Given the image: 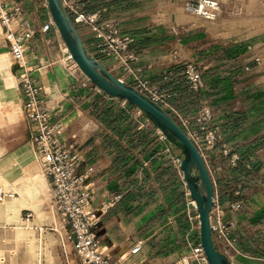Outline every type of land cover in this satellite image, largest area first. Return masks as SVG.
<instances>
[{
	"label": "crops",
	"instance_id": "1",
	"mask_svg": "<svg viewBox=\"0 0 264 264\" xmlns=\"http://www.w3.org/2000/svg\"><path fill=\"white\" fill-rule=\"evenodd\" d=\"M80 1L86 2L87 12L100 10L102 17L114 23L118 29L126 28L124 34L131 36V49L137 56L134 66L141 68V77L158 83L165 90L176 92L169 98L176 113L192 120L201 103L206 101L213 113L208 126L217 127L222 142L241 161L249 164L246 168L238 163L233 170L224 167L223 173L217 174L218 184L228 196L236 184L241 185L238 199L242 203L241 214L236 219L235 234L238 241L232 249L219 251L229 256L235 253L231 258L233 264L264 261V76L250 67L253 65L250 61L252 56L245 58L237 72V67L231 69L228 66L233 58L230 54L239 48L232 49L227 55L232 57L228 59L214 57L220 47H226V50L231 46L222 45L221 42L217 47L203 44L206 31L203 35L186 36V43H181L177 36L181 31H175V18L179 17L176 14L180 11L177 13L176 3L168 0H158L160 2L156 4L154 12L152 1L156 0H125V4L120 7L119 0ZM165 2L169 3L168 7ZM119 8L126 10L119 12ZM162 10L168 19L162 18ZM152 13L154 19L148 21L149 18L145 16ZM256 13L247 14L246 18L261 19ZM159 16L164 21L161 25L155 23ZM228 19L233 17L225 18V22L216 26L215 31H227L228 22L234 23L233 27L239 31L237 23ZM189 22L182 21L183 25ZM161 30L166 37L149 40L156 36L151 32ZM262 33L264 30L257 35ZM2 35L1 31L0 187L9 196L3 202L5 197L0 201V264H79L71 243L64 239L65 223L49 208L48 181L29 142L30 124L21 106L17 87L18 71L11 63L8 45ZM79 37L86 53L93 56L95 42L89 35ZM196 39L203 41L197 42L199 44L194 49L188 42ZM154 42H163L167 54L160 57L158 55L161 52L155 48L151 50L150 46H155ZM29 45L33 52H25L24 58L31 68L30 75L41 86L52 117L62 122V139L74 137L82 159L78 171L82 173L86 167H92V207L98 208L100 204L106 203L111 195H121L114 205L98 213L93 231L100 249L113 261L119 251H125L129 244L140 240L143 242L141 254L132 260L133 264H170L184 252L182 234L186 229L181 226L174 193L169 192L179 180L166 181V176L170 178L168 172L155 171L161 163L155 160L157 155L154 154H159L163 149L159 144L155 146V141L148 140L141 147L148 144L150 152L138 156L136 151L141 147L130 149L129 137L125 131L119 133L118 124L109 125L99 120V114L104 109L98 103L103 97L90 87H80V77L69 75L63 65H49V58L53 61L59 58V55L56 58L52 56V48L38 46L33 40ZM173 49L176 55L189 61L195 59L203 68L204 85L198 93L187 92L182 84L175 83L181 65L175 66L167 79H162L165 70L171 66L170 52ZM251 50L234 57H245ZM209 51L212 54L209 55ZM98 62L105 67L101 58ZM109 72L114 77L118 75V71ZM218 145L208 154L211 164L220 161ZM165 158L163 156L161 160L165 161ZM165 164L160 167L163 168ZM25 211L31 215L27 222L23 221ZM168 215L173 216L172 223L167 221ZM179 252L181 255H176Z\"/></svg>",
	"mask_w": 264,
	"mask_h": 264
},
{
	"label": "built area",
	"instance_id": "2",
	"mask_svg": "<svg viewBox=\"0 0 264 264\" xmlns=\"http://www.w3.org/2000/svg\"><path fill=\"white\" fill-rule=\"evenodd\" d=\"M168 1L176 3L180 13L191 19L184 26L190 24L193 28H204V31H206L207 24L216 27L222 24L225 18H236L244 12L248 15L255 14L253 8L247 7L249 0ZM254 1L258 12L256 14L264 20V0ZM59 2L61 10L69 18L78 36L89 35L95 42V53L90 57L96 61L100 58L109 61L104 67L106 71L108 73H110L109 71H118L115 78L120 83L132 87L156 104L172 119L192 144L203 162L211 183L210 210L208 212L211 241L218 251L219 249H232L238 241L235 230L237 229L236 219L240 216L242 210V203L238 199L241 193V185L236 184L230 196H228L223 193L222 188L219 186L217 174L223 173L224 167L233 170L236 169L238 163H242L246 168L249 164L241 161L240 157L227 144L222 142V135L217 127L211 128L208 126L212 122L213 113L206 101L201 103L192 120L176 113L169 102V98L176 95V92L165 90L158 83L141 77V68L134 66L137 56L131 49V37L121 34L120 29L114 23L103 18L102 11L87 12L85 9L86 2L80 0H59ZM39 6L45 10L46 19L38 28L37 33L44 34L51 30L56 33L48 16L46 0H41ZM163 22L160 16L156 17L155 23L157 25H161ZM202 23H206V25ZM24 26L25 16L20 3L17 0L0 1V29L8 45L11 63L18 71L17 87L21 106L25 118L30 124L29 142L38 156L43 176L48 181L49 208L65 223L64 239L71 243L79 264H133L132 260L134 261L141 254L142 241L138 240L133 244H129L125 251H121V253L119 251L118 257L113 261L99 247L97 237L93 231L98 221V213L104 212L114 205L115 202L121 199V195H111L106 203L100 204L98 208L92 207L91 197L93 191L90 181L92 167H86L82 173L78 171L82 159L77 151L75 139L74 137L62 139L64 126L60 120L52 117L41 86L30 75L31 68L27 65L24 55L27 50L33 52L29 42L35 31L24 28ZM171 30L174 31V27ZM218 34L219 32L213 34V39L221 40L222 45H225L224 41L230 38L223 39ZM232 43H236V41ZM62 45V43H59L58 47L61 49ZM170 54L171 66L165 70L162 79H167L174 70L173 68L181 65L182 69L178 72V79L175 83L182 84L187 92L198 93L201 91L204 85L202 81L203 68L197 63L176 55L174 49L171 50ZM62 56L63 61H53L52 58H49L48 64L61 63L68 74L78 70L77 68L70 69L71 58L69 54L64 52ZM256 62L258 63L257 60ZM86 81L90 84L87 79ZM79 85L82 88L87 87L84 81L79 82ZM92 90L104 99H114L94 86ZM122 102L126 103L124 100ZM135 109L139 113V110ZM191 122L194 125L193 127H191ZM155 132L159 141L164 145L163 151H168L167 146L169 144L165 142L164 136L156 129ZM216 144H219L220 161L211 164L208 154L213 151ZM174 162H176L175 168L180 174L176 159ZM179 180L185 188V183L180 175ZM187 192L185 189L183 194V211L189 221L188 229L182 234L184 252L170 264H207L199 242L197 214L194 204L191 202L192 199L190 195L187 196ZM7 195L8 193L0 187V201ZM188 207H190L191 213H189ZM30 218V212L25 211L23 221L27 222ZM167 221L172 223L173 216L168 215ZM234 255L235 253L225 256L231 262ZM136 264L142 263L138 262Z\"/></svg>",
	"mask_w": 264,
	"mask_h": 264
},
{
	"label": "rangeland",
	"instance_id": "3",
	"mask_svg": "<svg viewBox=\"0 0 264 264\" xmlns=\"http://www.w3.org/2000/svg\"><path fill=\"white\" fill-rule=\"evenodd\" d=\"M40 1L41 0H17V2H19L20 5L22 6V11H23L24 16H25L24 28L33 29L34 31H37L38 28L43 24V21L46 19L45 10L40 8V6H39ZM152 2H153L152 3V9L154 12L155 8H157L156 4L159 3L160 1L156 0L155 2L154 1H152ZM122 4H125V0H119V7ZM164 4L167 7L169 6L168 2H165ZM173 7L175 8V6H173ZM247 7L248 8H254V12H257V9L255 8L256 3L254 0H249ZM128 9L129 8H127V10ZM123 10L125 11L126 9L125 8L124 9L119 8V12H121ZM162 11H163L162 18L168 19V17H166L164 14L165 13L164 10H162ZM177 13H179V9H177ZM176 15H178L179 17L175 18V25H176L175 31H181L177 35L179 37V41L181 43H186L185 42L186 36L194 35V34L203 35L202 33L204 32V28H193V26H191L190 24L188 26H184L182 21L188 22V21H190V18H188L184 15L181 16V13L176 14ZM145 17L149 18L148 21L154 19L153 13L148 15V16H145ZM246 17H247V13L244 12L242 15L239 16V18H235V19L233 18V20L232 19L227 20V21L236 22L237 26L240 28L239 29L240 32L236 28L233 27V25H235L234 23L228 22L226 24V26H227V32L226 33H228L230 35H231V33H238V35L240 33V35L236 36L235 38L231 37V39L224 41L225 44H227L228 46L230 45L231 47L226 49V50H224V48H226V47H220V51L219 52L216 51V54L214 55V57H220V58H227L228 59V58L233 56V58L231 59V62L229 63L228 68L234 69L235 67H237L236 71L239 72L240 71V64L245 60V58L252 56L250 61L253 62V65L250 67L254 68L256 71H258L261 75L264 76V33L257 35L261 31L264 30V20L263 19L262 20L257 19V18L247 19ZM145 21H147V20H145ZM149 23L150 22H148V24ZM121 26L122 25H119V27H121ZM188 28H191V30L188 31L187 30ZM124 29H126V28L120 29L121 34L125 33ZM54 33L55 32L52 30L47 32V33H44V34L36 33V34H34L33 38L30 40L29 44L33 40V42H35L38 46H40V45L46 46L47 45L48 47H50V49L52 48L50 52H53L51 54L53 57L55 56V58H56V57H58V55H62V53H61V49L58 47L59 43H58ZM151 33L156 35V36H154V38L152 37L149 39L151 41H152V39H155L156 37L157 38L166 37V34H163V30L151 32ZM205 33L206 34H204L205 39H204L203 44H211L210 47L220 46L221 40H215V39H213L214 37L210 33H208V32H205ZM127 35L129 36V34H127ZM249 36H252V37L245 40V38L249 37ZM129 37H131V36H129ZM207 38L210 39V41H212V40L213 41L208 42ZM200 41H203V40H201V39L200 40H197V39L196 40H190L188 43L191 44L193 46L192 48L195 49L196 46L199 44L197 42H200ZM233 41H236V43L237 42L238 43L237 44H230ZM160 43H162V44H160ZM154 45L155 46L151 45L150 49L152 50L155 48L157 50V52H161V53H159L158 56L162 57V56L167 54V52H168V51H166L167 47L165 45H163V42H158V43H155ZM234 48H239V49L237 51H235L234 54H230L232 56H227L228 53H230V51ZM248 49H252L251 52L248 53L249 55H246L245 57H242V58H241V56L234 57L236 54H239V53H242V55H243V53H246V51ZM26 52H30V51L27 50ZM198 52H199V50H198ZM210 54H212V51H209V55ZM234 58H239V59L235 60ZM256 60L260 64H258L256 62ZM192 61H193V63H197V61L195 59H192ZM250 61H249V63H250ZM101 62H103L104 65H107L109 63V61H107L105 59H101ZM71 63H72L71 66L74 67V69H76L77 66L72 61H71ZM58 64L59 63H56V65H58ZM243 69H244V67H243ZM233 71H235V70H233ZM69 75H72L76 78L80 77V79H81L80 82L84 81L87 84V87H90L92 89L93 85L91 83L88 84V82L82 76V74L79 70H74V73L69 74ZM262 81H264V79ZM98 105H100V106L102 105V107L104 109V112H101L99 114V117H98L99 120L104 121V122L108 123L109 125L118 124L119 133H122V131L123 132L125 131V135L129 137L128 138L129 139L128 145H129L130 149L136 150L137 147H141V145L146 143L148 140H151L152 142L155 141V143H154L155 146H157L159 144L161 146V149H164V145H162V142L159 141L154 127L152 126V124L146 119V117L140 111H139V113L137 112V110L135 109L136 107H134L128 103H123L122 100H117V99L116 100H114V99H108V100L105 99L104 100L103 98L102 99L100 98ZM170 116H172V115H170ZM148 137H149V139H148ZM167 147H168V151H166V152L162 151V152H159V154L155 152L154 155H157L155 157V160H157L158 162L161 163L160 166L166 163L165 164L166 166H163V168L160 166H156L157 170H155V171H159L161 173L168 172L170 175V178H168L166 176V181L170 179L171 182H174L175 180H179L178 179L179 176L177 177V170L175 168L176 162H174L175 156L177 155V151L175 148H173L169 145ZM150 149H151V147L147 144V146L141 147L136 152H137L138 156H143V155H146L147 153H149ZM163 156H166L165 161L161 160L163 158ZM179 175L181 176V172ZM170 189H171L169 191L170 194L174 193V197L176 198V201H177L176 202V207H177L176 211L179 212L178 216L179 217L181 216V222H180L181 226L187 230L189 227V221L187 220L185 212L183 211V209H184L183 194L185 192V189L187 190V188L186 187L184 188L182 186L180 180H179ZM187 196H189L188 192H187ZM191 202L194 204V202L192 200H191ZM172 208H174V207H172ZM188 210H189V213H191L190 207H188ZM180 246L181 245H179V247ZM259 251L261 253H263L261 250H259ZM176 255H181V252H179ZM257 264H264V262L258 261Z\"/></svg>",
	"mask_w": 264,
	"mask_h": 264
},
{
	"label": "water",
	"instance_id": "4",
	"mask_svg": "<svg viewBox=\"0 0 264 264\" xmlns=\"http://www.w3.org/2000/svg\"><path fill=\"white\" fill-rule=\"evenodd\" d=\"M48 16L72 61L81 74L105 95L136 107L165 138L166 142L179 151L175 156L181 177L194 208L198 221V237L207 264H233L213 245L208 227L211 183L203 162L192 144L172 119L147 97L132 87L120 83L82 45L69 18L60 8L59 0H46Z\"/></svg>",
	"mask_w": 264,
	"mask_h": 264
},
{
	"label": "bare ground",
	"instance_id": "5",
	"mask_svg": "<svg viewBox=\"0 0 264 264\" xmlns=\"http://www.w3.org/2000/svg\"><path fill=\"white\" fill-rule=\"evenodd\" d=\"M250 3V2H249ZM253 4V3H252ZM251 5V4H250ZM249 5V6H250ZM255 5V4H254ZM252 6V5H251ZM235 19V18H234ZM233 20V19H232ZM250 22V21H249ZM203 25H206V23H202ZM224 24V23H223ZM220 25V24H219ZM207 26V28H206V31L207 32H209L212 36H213V34H215L216 33V31H215V29L217 28V27H215L214 25H210V24H207L206 25ZM223 27V26H222ZM225 29H227V28H225ZM227 31L225 30V32H223V33H219L218 34V36H220L221 38H223V39H228V38H230L231 39V36H234V35H238V33H231V35L230 34H228V33H226ZM0 36H1V30H0ZM55 36H56V39H57V41H58V43H62V41L60 40V38H59V35L57 34V33H55ZM233 38H235V37H233ZM60 40V41H59ZM64 52H66L67 54H68V52H67V50H66V48H65V46L64 45H62L61 46V53H64ZM3 56V55H2ZM4 57V56H3ZM71 58V57H70ZM64 60V58H63V56L62 55H59V58H58V61H63ZM70 61H72V59L70 60ZM73 62V61H72ZM74 63V62H73ZM75 64V63H74ZM58 65H62L61 63L60 64H58ZM76 65V64H75ZM9 195H7L3 200H2V202L8 197ZM30 220V219H29Z\"/></svg>",
	"mask_w": 264,
	"mask_h": 264
},
{
	"label": "trees",
	"instance_id": "6",
	"mask_svg": "<svg viewBox=\"0 0 264 264\" xmlns=\"http://www.w3.org/2000/svg\"><path fill=\"white\" fill-rule=\"evenodd\" d=\"M176 151H177V154L179 153V151L176 149Z\"/></svg>",
	"mask_w": 264,
	"mask_h": 264
}]
</instances>
